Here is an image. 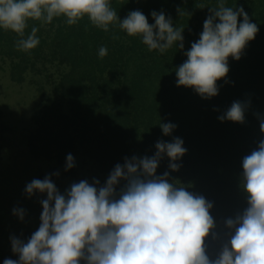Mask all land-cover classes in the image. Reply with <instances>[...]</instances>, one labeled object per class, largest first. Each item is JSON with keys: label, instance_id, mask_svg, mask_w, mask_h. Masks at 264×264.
<instances>
[{"label": "trees", "instance_id": "16d2710c", "mask_svg": "<svg viewBox=\"0 0 264 264\" xmlns=\"http://www.w3.org/2000/svg\"><path fill=\"white\" fill-rule=\"evenodd\" d=\"M216 5L217 0H112L120 19L140 10L151 24V12L163 11L174 26L184 28V49L174 44L163 54L148 51L118 22L105 32L87 17L75 25L64 17L51 23L29 20L25 36L35 27L40 43L27 52L17 49L18 34L0 29V59L9 62L11 81L23 84L33 69L47 70V63L63 67L50 95L39 88L45 98L35 116L32 153L55 159L69 178L76 175V164L65 171L66 157L80 153L108 178L125 157H151L158 141L180 137L187 152L177 161L179 170L172 171L165 156L156 174L169 172L170 182L213 203L210 214L222 233L224 220L246 207L243 158L264 140V0H226L228 7H243L259 31L239 60L229 57V72L217 81L218 95L205 99L191 87L177 86L175 69L187 59L184 53L199 39L209 8ZM101 47L108 50L103 58ZM235 101L246 105L244 122L219 120ZM160 122L177 127L165 136ZM206 244L210 255L219 248L211 234Z\"/></svg>", "mask_w": 264, "mask_h": 264}, {"label": "clouds", "instance_id": "9594fccd", "mask_svg": "<svg viewBox=\"0 0 264 264\" xmlns=\"http://www.w3.org/2000/svg\"><path fill=\"white\" fill-rule=\"evenodd\" d=\"M112 0H0V29L18 34V50L29 51L40 43L38 29L25 36L29 20L51 23L64 17L75 25L85 17L97 28L109 31L118 22L128 36L140 37L148 51L163 54L174 44L184 49V28L173 25L170 16L153 10L148 17L132 10L120 19ZM204 21L199 39L191 43L187 59L175 69L177 86L191 87L202 98L219 93L217 81L229 72V57L239 60L249 41L259 31L243 7L226 6L217 0ZM242 17V20L239 18ZM99 49V56L107 55ZM246 105L235 101L218 117L243 123ZM165 136L177 127L162 123ZM264 131V121L260 124ZM180 137L155 144L151 157H125L116 164L106 182L73 183L61 193L51 176L33 179L26 193L46 194L41 200L40 226L25 243L13 237L12 250L19 259L3 264H264V140L257 150L243 158L241 186L247 193L246 207L224 220V231L210 210L213 203L170 182L169 172L157 175L161 160L178 171L187 149ZM75 166L72 154L66 157L65 171ZM59 175V173H55ZM123 184L121 185V182ZM23 220L24 209H13ZM219 242L209 254L206 238Z\"/></svg>", "mask_w": 264, "mask_h": 264}, {"label": "rangeland", "instance_id": "374dc122", "mask_svg": "<svg viewBox=\"0 0 264 264\" xmlns=\"http://www.w3.org/2000/svg\"><path fill=\"white\" fill-rule=\"evenodd\" d=\"M8 64L0 59V264L5 259H19L12 250L13 237L26 243L40 226L41 200L46 199V194L37 192L29 196L26 193V185L33 179L51 176L61 193L82 180L90 184L99 180L100 186L107 180L105 175L94 170L92 161L80 153L75 159L76 175L73 178L57 169L55 159L37 158L32 153L35 116L45 98L39 88L43 86V91L50 95L63 67L56 66V62L47 63L50 66L47 70L33 69L29 80L18 84L11 81ZM57 172L59 175H55ZM13 209H24L23 220L13 213Z\"/></svg>", "mask_w": 264, "mask_h": 264}]
</instances>
